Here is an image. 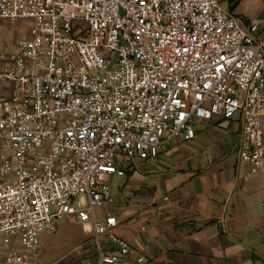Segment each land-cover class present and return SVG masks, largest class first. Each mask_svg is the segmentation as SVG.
<instances>
[{"label": "built area", "instance_id": "obj_1", "mask_svg": "<svg viewBox=\"0 0 264 264\" xmlns=\"http://www.w3.org/2000/svg\"><path fill=\"white\" fill-rule=\"evenodd\" d=\"M223 1L0 0V21L31 22L0 53V264H32L71 218L92 222L96 264H128L115 218L95 216L105 179L193 138V119L238 120L237 158L264 165V37Z\"/></svg>", "mask_w": 264, "mask_h": 264}, {"label": "crops", "instance_id": "obj_2", "mask_svg": "<svg viewBox=\"0 0 264 264\" xmlns=\"http://www.w3.org/2000/svg\"><path fill=\"white\" fill-rule=\"evenodd\" d=\"M221 6L255 24L256 38L264 37V0H225ZM13 50L0 47L4 54ZM10 92L0 83V96ZM191 124L193 138L167 140L153 158L119 160L123 174L106 177L108 200L96 219L115 218L113 234L127 245L128 264H264V165L250 173L237 158L238 120L214 116ZM99 245L116 250L106 235ZM4 255L0 250V260ZM96 259L92 222L71 218L40 235L32 264Z\"/></svg>", "mask_w": 264, "mask_h": 264}, {"label": "rangeland", "instance_id": "obj_3", "mask_svg": "<svg viewBox=\"0 0 264 264\" xmlns=\"http://www.w3.org/2000/svg\"><path fill=\"white\" fill-rule=\"evenodd\" d=\"M30 27L29 20L0 21V47L13 50L15 41L25 38Z\"/></svg>", "mask_w": 264, "mask_h": 264}]
</instances>
